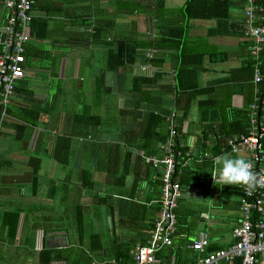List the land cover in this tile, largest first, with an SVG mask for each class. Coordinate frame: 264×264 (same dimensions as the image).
I'll use <instances>...</instances> for the list:
<instances>
[{
	"label": "crops",
	"instance_id": "crops-1",
	"mask_svg": "<svg viewBox=\"0 0 264 264\" xmlns=\"http://www.w3.org/2000/svg\"><path fill=\"white\" fill-rule=\"evenodd\" d=\"M129 1L32 0L31 35L25 44L29 56L9 101L12 118L0 130V264H87L88 259L114 258L115 238L124 247L127 238L147 235L158 208V172L141 161L137 140L131 142L136 134L119 141V130L88 119H101L105 102L114 97L119 106L123 102L116 75L104 70V62L109 37L127 27L123 3ZM137 1L139 38H161L183 25L186 54L192 55L179 56V48L166 45L158 67L161 82L171 79L176 66L184 67L189 71L184 79H194L195 92L178 130L189 156L174 175L185 178L174 209L176 228L171 245L157 256L158 264H191L233 241L240 189L216 184L212 174L219 172L217 157H245L244 150L229 153L220 141L225 138L226 143L228 130L245 123L250 99L264 91V83L259 90L253 81V41L244 35V0H159V7L154 0ZM186 3L188 16L181 11ZM93 10L114 21L110 36H89ZM5 15L0 3V26ZM259 54L264 63V50ZM23 115L36 117L35 123L24 121ZM18 124L24 127L15 138ZM81 169L90 171L89 189L79 184ZM129 176L134 177L131 186L125 182ZM128 217L136 219L132 227L119 224ZM88 235L98 238L91 242L92 250ZM199 238L206 240L202 251L190 247ZM67 249L68 262L60 257ZM52 253L56 258L50 259Z\"/></svg>",
	"mask_w": 264,
	"mask_h": 264
},
{
	"label": "built area",
	"instance_id": "built-area-1",
	"mask_svg": "<svg viewBox=\"0 0 264 264\" xmlns=\"http://www.w3.org/2000/svg\"><path fill=\"white\" fill-rule=\"evenodd\" d=\"M6 10L5 19L0 26V106L6 103L12 93L15 80L24 73V45L29 39V23L32 17L31 0H0ZM262 7L256 6L254 0H245L243 7L244 25L247 35L252 41L251 53L257 56L264 50V14L255 13ZM254 21H263L254 24ZM151 52V51H150ZM149 52V53H150ZM148 54V53H147ZM256 62L254 83L264 79V71L259 70ZM149 64H141L140 69H152ZM264 83V80H263ZM174 113L166 117L167 133L159 144L160 155H144L139 151L146 163L157 169L160 177V193L158 208L151 226L147 229L144 244H135L129 249L131 264H158L157 253L163 247L170 246L176 228L174 209L181 196L180 184L175 179L176 166L179 164V147L177 123ZM248 129L246 133L231 134L226 139V150L236 153L246 152L245 159L254 165L258 176L264 177V91H256L248 105ZM185 164L189 152L185 151ZM238 205L240 216L231 229L233 241L227 247L199 257L192 264H264V186L255 190H245L239 186ZM206 240H194L190 247L202 251ZM110 264H118L114 259L105 260ZM103 261L91 259L90 264H103Z\"/></svg>",
	"mask_w": 264,
	"mask_h": 264
},
{
	"label": "trees",
	"instance_id": "trees-1",
	"mask_svg": "<svg viewBox=\"0 0 264 264\" xmlns=\"http://www.w3.org/2000/svg\"><path fill=\"white\" fill-rule=\"evenodd\" d=\"M32 1V0H31ZM256 6L262 7L260 10H255V13H263L264 14V0H254ZM153 6L159 7L161 4L159 0H154ZM245 4V0H244ZM125 8V13L127 15V27L124 29H115V32L110 36L111 28L113 27L114 21L110 18L98 17L96 13H101L100 10H96L95 13L93 10V19L90 20V28L92 29V33L89 36L92 39L100 38L103 34H109V44L110 47L106 51L105 62H104V70L110 71L115 73L117 78V87L116 92L124 97L122 104L119 106L117 104V97H114V100H111L107 103L105 102L104 107V115L100 117L101 119L98 120V116H88L95 121V123L103 126L104 128H110L113 126L115 129L119 130L117 134V138L119 141H127L128 138H133L135 135L136 139H132V143L136 141V149L141 151L144 155H160V148L159 144L163 142L164 137L167 133V121L166 117L170 113H174V117L177 123V131L180 129L181 121L183 118L186 117V113L190 108V102L193 97L194 84L195 82L192 80L190 82H186L184 78L185 75H188L189 71H187L181 65L176 66L175 70L172 72L170 76V80L168 81H160V77L162 76L161 70L158 68L161 64L164 51H161L163 48L168 47L170 49H180L179 56H192L190 53L186 54V44L184 42V27L179 26L174 29H170L168 33L160 37H153L151 40L141 39L136 30V16L139 13L140 4L137 0H132L129 2L123 3ZM33 7V2L31 3V8ZM189 7L186 5L183 7L182 14L188 16ZM100 16H102L100 14ZM88 20L80 21L81 24L88 25ZM31 22L29 23V37L31 35ZM263 21H254V24H260ZM166 36V37H165ZM29 40V39H28ZM163 41V44H159V41ZM27 43V42H26ZM25 43V44H26ZM151 51V52H150ZM150 52V53H149ZM260 52V51H259ZM257 56H253V60H251L252 64V72L254 74V70L256 67V62L260 61L258 64L259 70L261 72L264 71V63L261 54ZM148 53V54H147ZM250 54V53H249ZM29 53L26 51L24 45V62L23 65L25 66V61ZM252 57V56H251ZM185 59V57H183ZM200 59V58H199ZM136 61H139L138 64H134ZM141 64H149L151 65L152 69H147L143 71L140 69ZM185 76V77H184ZM127 78V79H126ZM21 78L15 80L13 84L12 93L9 95L3 107L0 106V130L2 129L3 125L8 119L12 117L9 114V101L15 91V84ZM263 83L260 81L258 85ZM258 88L259 90H263L261 85ZM169 95L170 97H166ZM252 99H250V102ZM249 102V104H250ZM248 104V105H249ZM33 109V108H31ZM30 108L28 109V111ZM245 123H240L234 125L230 130H228L229 135L231 134H238V133H246L248 129V109L244 112ZM38 112L36 111V117ZM36 117L32 119L26 118L23 115L22 119L24 121H28L31 124H34L36 121ZM17 122V119L15 120ZM86 122V121H83ZM179 136V135H178ZM179 138V137H178ZM220 143L226 147L225 138H222ZM221 147V146H220ZM220 147H217L219 149ZM179 156L178 160L179 163H182L185 160V151H187L183 146L179 147ZM57 150L54 151V156L56 157ZM141 157V155H139ZM141 161L150 166L152 169L156 168L152 167L150 163L144 162L141 157ZM80 186L86 189L91 188L92 180L90 177V171L81 169L80 171ZM158 172V171H157ZM159 175V172H158ZM122 177H118V181L121 182ZM176 179V178H175ZM160 180V177H159ZM180 186L182 183L185 182L184 177H179V180L176 179ZM103 203L106 202L107 199L105 197L101 199ZM83 209V208H79ZM78 209V211H79ZM78 215V214H77ZM14 217L16 215H13ZM81 218L80 215L78 217V235L82 238L85 237V233L83 228H81ZM154 219V218H153ZM136 221V219H134ZM134 220L131 217L127 219H119V224L124 225L128 224L130 227L133 225L132 222ZM153 221V220H152ZM151 223L148 224L150 227ZM14 223L16 220L14 219ZM148 227V228H149ZM147 235L145 238L141 236H132L127 238L128 242L126 246L120 247V241L118 239H114L115 245L113 246L115 249V256L114 259L118 264H131V255L129 254V249L132 248L135 244H144L146 241ZM89 239V240H88ZM96 235H88L87 236V245L90 250L93 248L91 247V242L93 240L97 241ZM126 240V239H125ZM93 244V243H92ZM71 252V249L64 250V254L60 257L64 258L66 262H68V255ZM160 251V250H159ZM158 251V252H159ZM67 253V254H66ZM158 256V253L156 254ZM51 258H56L55 254H50ZM58 257V256H57ZM109 259V258H108ZM103 264H110L106 262ZM91 259H88L87 264H90ZM73 264V261L71 262ZM86 264V263H82ZM192 264V263H191Z\"/></svg>",
	"mask_w": 264,
	"mask_h": 264
},
{
	"label": "clouds",
	"instance_id": "clouds-1",
	"mask_svg": "<svg viewBox=\"0 0 264 264\" xmlns=\"http://www.w3.org/2000/svg\"><path fill=\"white\" fill-rule=\"evenodd\" d=\"M219 172L213 173L216 184L241 186L245 190H255L264 186V177L258 176L254 165L244 157L222 155L216 158ZM133 176L126 177V184L131 186Z\"/></svg>",
	"mask_w": 264,
	"mask_h": 264
},
{
	"label": "water",
	"instance_id": "water-1",
	"mask_svg": "<svg viewBox=\"0 0 264 264\" xmlns=\"http://www.w3.org/2000/svg\"><path fill=\"white\" fill-rule=\"evenodd\" d=\"M23 124H18L15 128V134L14 137L16 138V136H18L20 134V132H22L23 130Z\"/></svg>",
	"mask_w": 264,
	"mask_h": 264
},
{
	"label": "rangeland",
	"instance_id": "rangeland-1",
	"mask_svg": "<svg viewBox=\"0 0 264 264\" xmlns=\"http://www.w3.org/2000/svg\"><path fill=\"white\" fill-rule=\"evenodd\" d=\"M43 58H44V57H43ZM43 58L41 59V61H44ZM263 80H264V79H263ZM263 80H262V81H263Z\"/></svg>",
	"mask_w": 264,
	"mask_h": 264
}]
</instances>
